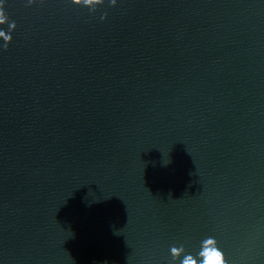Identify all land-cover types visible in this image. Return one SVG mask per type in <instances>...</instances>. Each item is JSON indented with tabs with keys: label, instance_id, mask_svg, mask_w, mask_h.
I'll use <instances>...</instances> for the list:
<instances>
[{
	"label": "water",
	"instance_id": "95a60500",
	"mask_svg": "<svg viewBox=\"0 0 264 264\" xmlns=\"http://www.w3.org/2000/svg\"><path fill=\"white\" fill-rule=\"evenodd\" d=\"M0 2V264H264V0Z\"/></svg>",
	"mask_w": 264,
	"mask_h": 264
},
{
	"label": "clouds",
	"instance_id": "9594fccd",
	"mask_svg": "<svg viewBox=\"0 0 264 264\" xmlns=\"http://www.w3.org/2000/svg\"><path fill=\"white\" fill-rule=\"evenodd\" d=\"M74 4H79L80 0H72ZM91 2V0H89ZM28 3L31 4L32 0H28ZM112 5H116V0H112ZM4 3L0 2V24L4 25L8 22V18L4 11ZM106 17H101V19H105ZM16 24L12 22L9 25V29H15ZM3 31V30H2ZM2 34V32H0ZM206 247L202 251V253H198V255L203 256L202 264H228L227 260L225 259V255L223 251L220 250L217 244V240L215 238H207L202 242ZM171 252L174 256L179 257L180 253L178 250L173 247ZM182 264H196V260L193 259V255L188 254L182 260Z\"/></svg>",
	"mask_w": 264,
	"mask_h": 264
}]
</instances>
